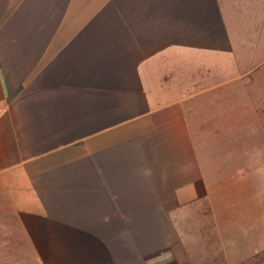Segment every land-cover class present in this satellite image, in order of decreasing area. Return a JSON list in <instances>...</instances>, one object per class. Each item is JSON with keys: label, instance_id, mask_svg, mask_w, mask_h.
<instances>
[{"label": "crops", "instance_id": "crops-1", "mask_svg": "<svg viewBox=\"0 0 264 264\" xmlns=\"http://www.w3.org/2000/svg\"><path fill=\"white\" fill-rule=\"evenodd\" d=\"M252 144L264 0H0V264H258Z\"/></svg>", "mask_w": 264, "mask_h": 264}, {"label": "rangeland", "instance_id": "rangeland-1", "mask_svg": "<svg viewBox=\"0 0 264 264\" xmlns=\"http://www.w3.org/2000/svg\"><path fill=\"white\" fill-rule=\"evenodd\" d=\"M245 146V145H244ZM260 145L252 144V153L249 155L244 152L243 155H235L233 159H228L226 160V166L230 165H240L243 167H248V168H257L259 172V181L260 183H264V154L261 153L260 151L258 152L257 149L259 150ZM247 154V155H246ZM261 185V184H260ZM240 247V245L238 246ZM259 261L258 264H264V251L258 255Z\"/></svg>", "mask_w": 264, "mask_h": 264}]
</instances>
